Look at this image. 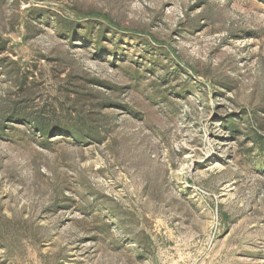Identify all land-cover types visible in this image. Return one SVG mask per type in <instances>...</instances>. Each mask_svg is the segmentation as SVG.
<instances>
[{"label": "rangeland", "instance_id": "374dc122", "mask_svg": "<svg viewBox=\"0 0 264 264\" xmlns=\"http://www.w3.org/2000/svg\"><path fill=\"white\" fill-rule=\"evenodd\" d=\"M0 264H264V0H0Z\"/></svg>", "mask_w": 264, "mask_h": 264}, {"label": "trees", "instance_id": "16d2710c", "mask_svg": "<svg viewBox=\"0 0 264 264\" xmlns=\"http://www.w3.org/2000/svg\"><path fill=\"white\" fill-rule=\"evenodd\" d=\"M32 123L35 125V127L40 128L42 130L46 129L48 127V125L46 126L44 121H42L41 119H35L34 121H32ZM73 131H71L72 134H76L78 132H84L86 130L85 129H72Z\"/></svg>", "mask_w": 264, "mask_h": 264}]
</instances>
